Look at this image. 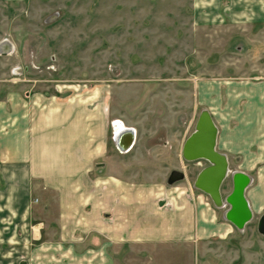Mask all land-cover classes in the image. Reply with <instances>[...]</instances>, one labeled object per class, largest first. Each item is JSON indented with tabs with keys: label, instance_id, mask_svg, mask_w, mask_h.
I'll list each match as a JSON object with an SVG mask.
<instances>
[{
	"label": "crops",
	"instance_id": "0c3cea01",
	"mask_svg": "<svg viewBox=\"0 0 264 264\" xmlns=\"http://www.w3.org/2000/svg\"><path fill=\"white\" fill-rule=\"evenodd\" d=\"M193 6L196 17L264 25V0H193ZM251 78L227 99V115L243 123L242 131L229 130L226 147L217 138L233 179L222 196L230 197L236 182L243 190L246 205L240 202L236 220L227 201L217 207L188 184L140 182L149 173L125 162L130 154L139 158L132 152L137 130L126 126L119 134L126 124L108 105L107 90L8 92L0 99V264H168L173 244H193L202 253L210 239L229 238L252 223L258 228L264 82ZM131 140L123 151L120 144Z\"/></svg>",
	"mask_w": 264,
	"mask_h": 264
},
{
	"label": "rangeland",
	"instance_id": "374dc122",
	"mask_svg": "<svg viewBox=\"0 0 264 264\" xmlns=\"http://www.w3.org/2000/svg\"><path fill=\"white\" fill-rule=\"evenodd\" d=\"M250 77L264 82V25L196 17L193 0H0V99L107 90L108 105L137 130L139 158L125 162L149 173L140 182L195 190L206 163L185 161L182 144L213 104L226 147L228 131L244 126L228 117V96ZM174 171L184 178L171 182ZM167 251L168 264H264V236L252 223L206 241L202 253L186 243Z\"/></svg>",
	"mask_w": 264,
	"mask_h": 264
},
{
	"label": "water",
	"instance_id": "95a60500",
	"mask_svg": "<svg viewBox=\"0 0 264 264\" xmlns=\"http://www.w3.org/2000/svg\"><path fill=\"white\" fill-rule=\"evenodd\" d=\"M121 138V137H120ZM218 128L213 120L211 113L207 109H203L198 117L195 125V130L187 138L183 145L182 157L187 162L204 161V167L198 174L195 181V188L207 194L217 207H222L225 201L229 203L233 210V217L236 218L237 210L241 205V201L246 205L242 186L235 183L234 192L226 200L222 196V187L229 175V162L225 154L217 150ZM132 140L121 145L123 151L129 150ZM184 178V174L174 171L170 177V181L174 182ZM236 215V216H235ZM246 216L238 219V225L246 222L249 217ZM236 220V219H235ZM258 232L264 236V215L261 216L258 222Z\"/></svg>",
	"mask_w": 264,
	"mask_h": 264
},
{
	"label": "flooded vegetation",
	"instance_id": "af4514ba",
	"mask_svg": "<svg viewBox=\"0 0 264 264\" xmlns=\"http://www.w3.org/2000/svg\"><path fill=\"white\" fill-rule=\"evenodd\" d=\"M124 128H126V125H121L119 131H120L121 129H124Z\"/></svg>",
	"mask_w": 264,
	"mask_h": 264
},
{
	"label": "bare ground",
	"instance_id": "6f19581e",
	"mask_svg": "<svg viewBox=\"0 0 264 264\" xmlns=\"http://www.w3.org/2000/svg\"><path fill=\"white\" fill-rule=\"evenodd\" d=\"M122 131V129L119 131V134H120V132ZM123 133V132H122ZM134 144V143H133ZM132 145V144H131ZM131 147H133V145L131 146Z\"/></svg>",
	"mask_w": 264,
	"mask_h": 264
}]
</instances>
